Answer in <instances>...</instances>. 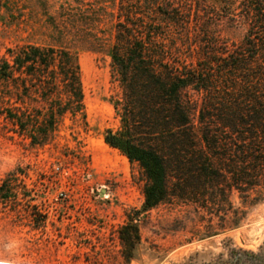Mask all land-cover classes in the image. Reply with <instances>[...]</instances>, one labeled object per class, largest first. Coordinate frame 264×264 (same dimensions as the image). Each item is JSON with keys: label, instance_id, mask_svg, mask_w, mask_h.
<instances>
[{"label": "trees", "instance_id": "16d2710c", "mask_svg": "<svg viewBox=\"0 0 264 264\" xmlns=\"http://www.w3.org/2000/svg\"><path fill=\"white\" fill-rule=\"evenodd\" d=\"M221 1L218 10L230 13L213 17L202 0H111L113 10H84L76 27V42L110 59L120 126L105 140L139 165L144 208L189 206L209 216L210 232L240 227L264 203V0ZM106 18L110 32L98 29ZM0 96L23 101L3 109L34 144L45 143L67 114L86 121L78 51L8 48ZM32 97L45 104H27ZM135 220L129 214L120 231L127 263L141 242ZM229 255L220 264H264V246Z\"/></svg>", "mask_w": 264, "mask_h": 264}, {"label": "rangeland", "instance_id": "374dc122", "mask_svg": "<svg viewBox=\"0 0 264 264\" xmlns=\"http://www.w3.org/2000/svg\"><path fill=\"white\" fill-rule=\"evenodd\" d=\"M99 6L114 8L111 0H2L0 57L27 43L77 50L86 121L67 114L45 143L34 144L3 109L23 101L0 96V264H220L235 248L258 252L264 203L250 208L240 227L212 232L209 216L189 206L144 208L139 165L105 140L108 129L120 126L110 59L76 42V27L84 24L79 14ZM202 6L208 16L230 13L218 10L221 0H202ZM112 25L106 18L98 29L110 32ZM234 32L242 35L243 29ZM25 102L45 104L37 97ZM232 199L238 205L237 196ZM129 214L141 242L127 263L120 231Z\"/></svg>", "mask_w": 264, "mask_h": 264}]
</instances>
